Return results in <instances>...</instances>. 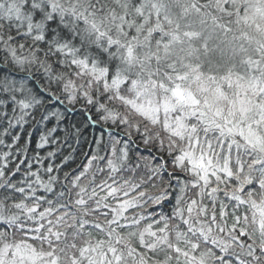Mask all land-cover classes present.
<instances>
[{
	"label": "snow or ice",
	"instance_id": "snow-or-ice-1",
	"mask_svg": "<svg viewBox=\"0 0 264 264\" xmlns=\"http://www.w3.org/2000/svg\"><path fill=\"white\" fill-rule=\"evenodd\" d=\"M0 264H264V0H0Z\"/></svg>",
	"mask_w": 264,
	"mask_h": 264
},
{
	"label": "trees",
	"instance_id": "trees-1",
	"mask_svg": "<svg viewBox=\"0 0 264 264\" xmlns=\"http://www.w3.org/2000/svg\"><path fill=\"white\" fill-rule=\"evenodd\" d=\"M83 115L82 113L79 112H70L69 115L66 118L65 123L61 124L59 126V129L56 133L57 136L62 138L61 142H64V139L68 134L65 133L64 129L69 126H80V121L83 120ZM55 124V121L52 122V124H49V127H52ZM43 129L41 128L39 131L35 130L34 128H29L27 125L24 126V130H18L19 134L21 135V143H25L26 141H30L28 144V147L35 148L36 144L39 141V132L42 131ZM28 132H31L32 135L29 137L27 135ZM104 132L107 133L108 129L104 128ZM100 134L99 128L97 126H92V127H85L82 129V135L79 137L81 143L78 145L75 142V139L69 137L66 141L65 147L67 148V145H71L73 148L79 149L77 153L74 155L77 157V162L83 159V152L90 151L91 149L89 148V145L91 144L93 138H98ZM7 143V142H6ZM37 151H40L41 154L43 155V150L37 149ZM24 157L22 156L21 159ZM75 166V165H73Z\"/></svg>",
	"mask_w": 264,
	"mask_h": 264
}]
</instances>
